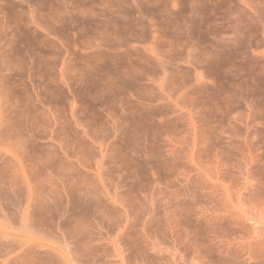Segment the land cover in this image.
<instances>
[{
    "label": "rangeland",
    "instance_id": "1",
    "mask_svg": "<svg viewBox=\"0 0 264 264\" xmlns=\"http://www.w3.org/2000/svg\"><path fill=\"white\" fill-rule=\"evenodd\" d=\"M0 264H264V0H0Z\"/></svg>",
    "mask_w": 264,
    "mask_h": 264
}]
</instances>
